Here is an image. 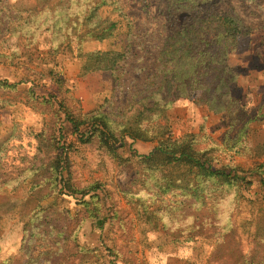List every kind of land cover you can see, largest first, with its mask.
<instances>
[{
    "label": "rangeland",
    "instance_id": "1",
    "mask_svg": "<svg viewBox=\"0 0 264 264\" xmlns=\"http://www.w3.org/2000/svg\"><path fill=\"white\" fill-rule=\"evenodd\" d=\"M58 1L0 0V264H264V0L207 1L242 25L232 72L214 98L190 90L167 110L175 137L195 134L245 178L208 180L198 194L147 169L157 140L127 138L114 155L98 140L78 143L67 120L106 112L120 122L157 88L192 0H107L97 14L121 28L103 41L71 29L64 39L54 26L83 22L100 0ZM127 22L132 54L116 70L85 72L86 54L114 48ZM64 138L68 184L52 167Z\"/></svg>",
    "mask_w": 264,
    "mask_h": 264
},
{
    "label": "trees",
    "instance_id": "2",
    "mask_svg": "<svg viewBox=\"0 0 264 264\" xmlns=\"http://www.w3.org/2000/svg\"><path fill=\"white\" fill-rule=\"evenodd\" d=\"M70 1L59 0L56 4L66 5ZM100 1L101 4L86 11L83 22L77 19L76 25L71 26L70 21L63 24L56 21L54 26L61 32L64 31V39L68 38L69 29L82 39L103 41L113 38L120 31L121 20L98 16V9L107 3V0ZM203 1H190L189 6L195 9V14L190 16L187 23L184 21L179 25L177 32L170 38L168 47L163 50L159 60L163 68L160 66L161 79L157 88L135 100L122 113V121L115 123L106 112H86L79 116L69 112L67 114L78 143L87 144L98 140L101 146L114 155L118 148L126 144L127 138L157 140V146L148 155L142 156L147 169L153 173H161L170 182L187 183L195 194H198L201 185L208 180L221 181L229 186L245 180L238 174L236 167L223 164L212 156V149H200L195 134L175 137L166 121L167 110L177 98L194 89H203L200 98L203 101L214 98L226 80V75L232 70L228 55L238 44V37L243 33L242 25L230 11L216 8V2ZM38 3L39 7L47 2L38 0ZM126 27L127 30L122 31V37L114 42V48L86 54L83 63L85 72L116 70L126 61L134 50L131 36L134 26L127 22ZM233 100L236 101L235 98ZM253 119L255 117L249 118L247 122ZM60 143L52 167L56 175L68 184L70 172L67 149L72 142L64 138ZM39 185L37 182L34 186ZM65 187L62 186L60 191L64 192ZM75 193L72 192L74 195Z\"/></svg>",
    "mask_w": 264,
    "mask_h": 264
}]
</instances>
